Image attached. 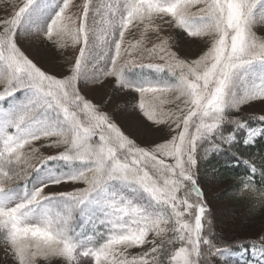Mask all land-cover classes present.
<instances>
[{
  "label": "snow or ice",
  "instance_id": "obj_1",
  "mask_svg": "<svg viewBox=\"0 0 264 264\" xmlns=\"http://www.w3.org/2000/svg\"><path fill=\"white\" fill-rule=\"evenodd\" d=\"M37 4L21 0L0 19V102L26 93L14 107L0 109V243L16 264H214L225 257L229 250L206 219L198 150L204 142L217 152L231 146L240 130L246 146L264 135V127L229 116L242 105L264 103V38L254 30L264 24V0H110L100 6L83 0L79 7L54 0V11L33 32L43 45L79 46L63 78L41 70L20 47V28L39 13ZM163 25L185 40L207 38L206 50L180 58L171 37L159 35ZM134 28L143 30L132 42L126 37ZM150 31L157 37L148 47ZM135 69L169 78L133 82L126 74ZM85 76L92 83L114 77L120 89L138 94L147 122L175 125V134L139 146L81 95ZM252 118L264 122V114ZM42 148L57 151L45 155ZM50 161L67 171L52 172ZM42 170L43 178L30 184ZM243 187L264 205V189L251 177ZM129 249L140 251L130 255ZM252 252L256 264H264V234Z\"/></svg>",
  "mask_w": 264,
  "mask_h": 264
},
{
  "label": "rangeland",
  "instance_id": "obj_2",
  "mask_svg": "<svg viewBox=\"0 0 264 264\" xmlns=\"http://www.w3.org/2000/svg\"><path fill=\"white\" fill-rule=\"evenodd\" d=\"M20 2L21 0H0V19L6 18L14 10V6ZM72 2L79 7L83 3V0H72ZM108 2L110 0H94L97 6ZM53 4L54 0H38L37 8L40 10L39 13H30L32 19H26L20 28V47L25 55L40 67L41 70L57 78H63L65 75H70V68L74 63L75 55L79 53V46L73 48L70 42L62 48L51 44L43 45L35 41L33 32V29L42 26L44 17H46L42 11H46ZM44 5L48 6L44 7ZM76 10L75 8L73 9L74 12ZM36 15L40 16L39 21L36 20ZM159 23L157 21V24ZM142 30V28L139 30L132 29L127 34L126 39L135 42V40L140 38ZM254 30L259 37L264 38V24L257 22ZM29 33L32 34L29 35ZM159 35L171 37L172 50L182 59L187 58L190 60L196 58L202 54V51L206 50L205 41L207 38L196 39L194 41L185 40L178 29L169 28L167 25L162 26ZM146 36V46L151 47V42L156 40L157 33L150 31L146 33ZM127 79L131 81L130 77H127ZM78 88L85 99L93 103L98 111L109 115L112 121L120 128L121 132L139 146L149 147L157 143H163L170 139L172 134H175V125L169 128L167 125L158 126L147 122L138 108V94L131 90L120 89L116 86L114 77H106L100 83H92L85 76L79 80ZM165 107L169 110H175L174 104H167ZM241 109L253 111L255 114L261 115L264 114V103L259 101L253 102L251 105H242ZM56 151L55 149H41V152L45 155L55 154ZM166 162L171 163L172 161L168 159ZM198 173L202 172L199 171ZM45 174V171L41 172L32 184H35L37 179H42ZM198 184L208 200L206 219H210L212 226H222L223 217H226L228 206L230 205L224 196L223 187L217 183L214 177L209 175L208 178L201 176ZM213 217L216 218L217 223L214 222ZM226 235L228 234L226 233ZM216 241L218 242V240ZM139 251L140 249L128 250L130 255H135ZM0 264H16L10 250L2 243H0ZM214 264L223 263L218 259H214Z\"/></svg>",
  "mask_w": 264,
  "mask_h": 264
},
{
  "label": "trees",
  "instance_id": "obj_3",
  "mask_svg": "<svg viewBox=\"0 0 264 264\" xmlns=\"http://www.w3.org/2000/svg\"><path fill=\"white\" fill-rule=\"evenodd\" d=\"M256 32V31H255ZM142 70L150 73L153 77L161 79L169 78L166 73H156L151 69H135L127 74L134 79L140 78ZM20 92L7 101L0 102L2 107H10L16 104ZM230 118H239L247 121L250 127L259 123H264L258 119L252 118L258 116L253 111L234 110L229 113ZM231 125L226 126L230 131ZM237 142L231 146L222 145L220 151L212 149L209 142H204L198 150V170L197 180L200 182L201 176L208 178V175L214 177L219 185L223 187L224 196L229 201L228 213L223 217L222 226H212L211 232L218 244L227 247L228 250L239 251L242 248H249L264 234V205L260 204L258 198L251 195L243 187V182L251 177V183L257 189H264V176L261 175V169L264 168V135L258 136L250 145H244L243 139L246 133L240 130L236 133ZM62 150V149H61ZM56 154V153H55ZM249 160L256 165L257 171L252 173L250 165L244 161ZM52 171L59 173L62 170L67 171V165L62 162L50 161L49 166ZM201 171L202 173H198ZM38 174L34 173L30 178V184ZM204 194V203L208 206L207 197ZM208 209V208H207ZM210 220V219H208ZM214 222L217 223L215 217ZM228 234L225 236V234ZM179 246V245H177ZM223 264H247L237 256L227 255L225 257H216Z\"/></svg>",
  "mask_w": 264,
  "mask_h": 264
}]
</instances>
